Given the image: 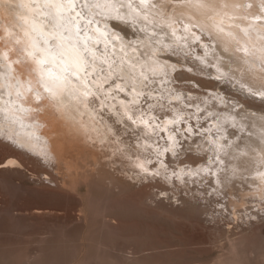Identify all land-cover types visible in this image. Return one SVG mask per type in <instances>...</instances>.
Segmentation results:
<instances>
[{
    "label": "bare ground",
    "instance_id": "obj_1",
    "mask_svg": "<svg viewBox=\"0 0 264 264\" xmlns=\"http://www.w3.org/2000/svg\"><path fill=\"white\" fill-rule=\"evenodd\" d=\"M24 2L29 7L25 9L28 23L24 24L23 21H21L23 31H27L32 35V28L35 26L38 30L48 32L50 30L51 21L48 16L49 9L44 7L45 0H24ZM89 2H95V0H76L75 11H81L82 5ZM100 2H103V0H100ZM154 2L157 4V8L153 9L149 14L153 16L154 20L160 19L161 14L165 20L171 18L170 22H173V27L176 28V35L183 36L184 34L187 37V39L181 41V44H186L189 50L191 47L197 46V44H190V41L196 37L199 38L200 31L198 34V30H201L209 37V43H207L208 40H204L202 36L198 41V43H203L207 51L204 61L207 62L208 68L204 67L202 70L201 66V68L197 70L196 66L199 63L197 62V64L195 61L193 62V66L196 72L204 73L206 71L208 74H214L212 69H215V75L223 79L221 81L225 83H222L224 85V90L229 88L230 91L231 89L229 86H232L235 89L244 88L247 91L264 94V31L261 30L262 27H264V23L255 22L257 21V17L264 21V16L261 14L262 9H264V0H214L215 10L212 13L193 16L191 20L184 14L186 10L177 6L175 3H168L167 0H164V2H161V0H154ZM96 11H99V9ZM72 15H75V12H73ZM96 19L101 18L97 17ZM120 23L122 22H116L114 20L109 21L110 26L121 31L125 39H135L137 35L143 38V34L130 31L131 29L124 28L123 23ZM184 24L188 25L189 30L187 32H184ZM82 25L83 21L81 22V27ZM96 26L99 27V25ZM91 27L90 25V28ZM193 27L198 28L196 30L197 32ZM178 28H180L181 31H177ZM221 29L223 31H221ZM153 30L160 34H166L165 43L172 42L170 28L165 27ZM12 31L14 34L18 32L19 36H23V31L19 29H13ZM0 36H3L2 32H0ZM233 37L235 39H233ZM15 40L16 35L6 36L0 39V139L11 141L13 144H18L19 148L31 151V153H29L31 156H33L32 154L34 153L39 155L42 157L41 159L43 162L50 167L57 164H54V154L50 149L47 138L38 134L40 129L44 131L50 126L54 127L56 134L51 133V135H54L55 139H57L54 145L60 150L67 148L66 143L69 145L70 142H80L79 136L89 139L92 143L94 142L92 146L83 145V149H89L90 151H88V153L98 160L102 168V171H100L102 175L98 174V178L96 179L91 176L88 177L89 174L87 177L84 176L82 182L75 179L71 180L70 183L64 182L74 191H76V187L82 183L89 187L94 180L98 181L97 183H100L102 186L105 185L109 192L110 189L114 187H116L114 189H128L132 187L135 182H140L141 179L147 180V183L149 180L151 181V179H154L156 183L159 181V186L162 184L161 187H164V189H162L164 191L168 189L166 188L168 184V186L171 185L169 191L173 194H176V192H183L186 197L187 195H194V201H190L189 197V199L180 197L177 198V200H180L183 205H185V208L198 214L201 212L204 213V211H206L205 206H207L202 205L204 208L201 206V197L207 202L212 198L214 200V198L222 196V198H227L228 206L232 205L234 207L248 202L245 201L247 197L251 198L249 201L252 202L254 200L257 201L255 197L264 200V182H261L257 176V173L264 172V107L244 105L234 100V108L241 104V107L236 110L233 109V106H228V101L221 102V100L217 98L220 100L219 104L226 105L230 108V112H227L226 108L225 112L223 110L224 115H226L222 117V119L226 121L227 127L224 130V128L219 125L220 123L212 118L211 121L212 124L215 125L216 131L212 130L210 132V127L207 128L206 131L196 134L191 124L189 126L186 124L183 125L187 117L183 114H190L191 119L198 120L202 116V113L198 114L201 106L197 108L193 107V110L197 111L195 114H192L189 110L187 111L188 113L177 112L180 107H187L189 105L186 101L188 95H184L183 92L179 93L177 90L171 91L169 89V84L166 85V82L160 81L158 82L160 88L155 87L157 89L154 90L155 96L152 94L153 88L152 90L148 88V90H151V92L149 91L151 96L148 94L143 95L145 102L144 107L142 103H140L142 96L137 97L139 100L138 104H131L130 101L132 96L129 95L131 89H126L124 93H110L109 99L104 101L103 106L100 103V100L104 99L103 94L100 95L99 99L92 98V105L89 108L90 115H85L83 117H78V114L56 104L55 106L57 109H53L52 112L45 111V113L43 112L44 114L42 113L43 115L39 114V112L31 113L30 106L22 102V100L25 101V96L28 95L25 93V89L30 87V85L26 82V73L24 72L22 76L20 75V70L22 65L26 62H31V66L36 69V73L39 75L41 66L36 65L34 61H32V58H26L24 49L28 47V38L24 37V42L22 44H16ZM237 41H239V43H237ZM97 48H102V45H97ZM238 48H247L248 53L237 51ZM184 49L185 48L181 47V51L179 52L177 49L171 48L167 52L162 51L158 54V61L162 62L164 65L165 74L163 77H166L165 80H171V76L169 75L174 71L175 67L178 68L181 65L185 67L186 65V67L190 66L189 69L193 70L190 63L188 65V63L184 62L188 54L186 52L187 54L185 55L186 50ZM113 50L115 51V49ZM12 53L15 54L12 55ZM5 54L7 58H5ZM166 54L167 56L165 57L164 55ZM168 54L176 56L184 61L175 60ZM197 56V58L203 59L202 55L197 54ZM207 58L209 59L207 60ZM256 58L259 59V62L255 60ZM212 66L214 68L210 69ZM100 75H104V73L101 71ZM94 78L95 76L93 79ZM18 80L19 84L17 83ZM115 82L116 81L113 80L110 83L114 84ZM20 85H23V87H20ZM88 86L91 87L93 91H96L91 80L88 81ZM107 87L108 85H105V90ZM148 90L144 88L143 92ZM222 90L223 89H221L219 94H223L224 91L222 92ZM177 94L180 96V100L173 99ZM113 97H115L116 100H113ZM146 99L150 101L147 102ZM191 101L193 102V100ZM122 103L126 104L128 107H122ZM154 103L155 105H153ZM150 104L153 105L151 109L161 107L168 109L172 115L165 114L164 121H162L163 119H159V123V121H157L158 119H156L152 113L153 110L148 107ZM108 105L112 106L111 111L107 108ZM217 105L218 104H216L215 107ZM52 106L53 104L49 105V107ZM34 108L41 109L43 108V104L35 105ZM145 108L148 110H145ZM214 110L216 111V109ZM125 113H127V115H125ZM174 114L179 116V121L177 120L174 124L168 123L174 119ZM128 116H131L132 120H129ZM25 117L27 119H25ZM36 120L42 121L37 122V124H39L37 125L34 123ZM140 120L148 121V124H142ZM133 121L136 122L133 123ZM184 127H186L187 134H192V138L187 142L188 144L185 143L186 147L180 151L178 149L180 145L177 142L181 137L176 135V130L179 128L180 135L186 136L185 130L183 131ZM61 128L66 129L68 134H63ZM221 129H223V132L217 133L216 136L212 133H216ZM73 130L75 132H73ZM164 131L167 135L166 139L168 140L164 137ZM177 136L179 139H177ZM169 137H172L171 141ZM187 151L191 153V157L185 156L181 159V156L183 154L185 155ZM62 153L60 152V155H62ZM199 153L206 155V162L204 164L198 167L183 165L184 161L182 160L185 159L186 162H190L195 158L194 156H197ZM33 157L38 158L37 156ZM58 159L54 156L55 162L58 161ZM116 160L120 162L117 168L115 167L117 172L123 174L125 173V169L130 168L135 172L134 175H129V178H124V175L119 177L114 176L107 166L108 164H113ZM138 163H143L152 173H159L158 180L154 178L155 175H147L141 172L140 169L136 167ZM20 165L16 157L9 156L4 159L1 167L11 169ZM65 165L67 168L68 164L66 163ZM173 179H178V182L180 181L181 183L179 188L183 187L184 189L178 190V185L174 184ZM94 184H96V182ZM191 184L194 186L190 187ZM196 184L203 186L204 189L201 188V190H199ZM114 189H111V192L114 191ZM208 193H210L209 198L207 197ZM163 194H165V192ZM87 201L88 210L93 212L92 214L96 213L97 217L98 215L102 216L103 212L106 211L104 210V206L107 209V205H105L107 200L104 204V200L102 201L100 199L98 201L90 195L87 197ZM216 203H218V201ZM108 208H110L109 204ZM97 217L94 219L100 218ZM113 234H115V232ZM108 250L109 248L107 249L105 244L102 245V242L99 243L97 240L95 243H89L87 254L76 262H78L77 264H110L107 256ZM248 254L250 255V253ZM224 257L225 259L220 260L218 264H246L250 261V258H248L240 242H231L228 255ZM46 263H49V261ZM23 264L41 263L33 257L25 260ZM50 264L53 263L50 262Z\"/></svg>",
    "mask_w": 264,
    "mask_h": 264
},
{
    "label": "rangeland",
    "instance_id": "obj_2",
    "mask_svg": "<svg viewBox=\"0 0 264 264\" xmlns=\"http://www.w3.org/2000/svg\"><path fill=\"white\" fill-rule=\"evenodd\" d=\"M261 14L264 16V9ZM255 22L264 23L262 19H257ZM123 26L132 31L130 25ZM193 28L195 31L198 29ZM179 30L180 28L177 31ZM261 30L264 31V27ZM198 34L199 38L196 37L190 41L191 43L189 42L193 45L197 44L190 50L186 44H181L182 40L187 39L184 34L183 36L177 35L179 42L172 46L179 52L181 47L185 48V55L189 54L184 59L186 61L168 54L175 60H182L188 65L190 63L193 70L186 65L185 67L183 65L175 67L171 74L168 72L171 80H165L166 77L163 76L156 77L153 78L156 80L155 83L145 88L147 90L153 88L152 94L155 96L154 90H157L155 87L160 88L158 82L164 81L166 85H170L171 91L177 90L179 93L183 92L184 95H188L186 101L189 105L180 107L179 113H188L189 110L195 114L197 111L193 110V107L201 106L198 114L202 113V116L198 120L191 119L190 114H183L187 116L186 123L184 122L183 125L191 124L196 134L202 133L210 127V132L216 131V127L211 121L212 118L217 120L225 130L227 123L222 119L226 115L223 110L225 112L227 109L226 111L230 112L229 107L235 104L234 100L244 105L264 107V94H257L244 88L235 89L232 86H229L230 91L229 88L224 90L223 84L225 83L221 81L223 79L215 75L216 70L212 69L213 66L210 69L214 74H208L206 71L204 73L196 72V69H200L201 66L202 70L204 67L208 68L207 62L204 61L207 51L203 43H198V41L202 36L209 43V37L201 30H198ZM16 38L18 37L16 36ZM197 54L202 55L203 59L197 58ZM164 56L166 57L167 54ZM255 60L259 62L258 58ZM195 61L199 64L197 63L194 70L193 62ZM23 73L21 68L20 75L23 76ZM221 89L225 93L219 94ZM151 90L144 91V93L147 94ZM190 96H193L194 99ZM217 98L221 102L228 101V106H230L219 104L220 100ZM113 100L116 98L114 97ZM146 101L150 100L146 99ZM22 102L30 106L31 113L39 112L43 115L45 111L52 112L53 109H57L55 104L49 107L48 102H44L43 108L34 111L36 104L23 100ZM140 103L144 107L143 95ZM216 104L218 105L215 107ZM239 105L236 108L233 106V109H239L241 104ZM146 108L145 110H148ZM151 110L159 123L162 119L164 121L165 114L172 115L168 109L161 107ZM26 117L25 119H27ZM40 121L42 120H36L34 123L37 124ZM185 128L183 131L185 130L186 136L180 135L179 128L176 130V135L181 137L177 142L180 145L178 147L180 151L192 138V134H187ZM54 130V127L50 126L44 131L40 129L38 132L39 135L47 138L53 156L57 159L59 157L58 161L54 160V164L57 165L52 166L53 168L47 166L39 155L32 154L38 157L34 158L29 154L31 151L21 149L18 144H13L11 141L0 139V264H23L25 260L33 257L41 264H50V262L53 264H77L76 261L87 254L89 243H95L97 240L99 243L102 242V245L105 244L107 249L109 248L107 256L110 264H218L220 260L225 259V255L227 257L231 242H240L250 258L246 264H264V200L255 197L257 201L252 202L249 201L251 198L247 197L245 201L248 202L234 207L228 206L227 198H222V196L214 198V200L212 198L207 202L201 197V206H207H205L204 213L198 214L185 208V205L177 200L182 197L194 201V195L186 197L183 192L173 194L169 191L171 185L168 186L167 183L166 188L168 189L164 191L162 190L164 187H161L162 184L159 186V181L156 183L154 179L149 180L148 183L147 180L141 179L140 182L137 181L132 187L124 190L118 188V191L114 187L111 188L114 191L111 192L110 189L111 193L108 192L105 185L102 186L94 180L89 187L82 183L74 191L67 184L71 180L82 182L84 176L87 177L89 174L88 177L96 179L98 174L102 175L100 172L102 168L98 160L88 153L89 149H83V145L92 146L94 142L79 136L80 142H70L71 145L66 143L67 148L60 150L54 145L57 140L54 135H51V133L56 134ZM61 130L63 134H68L66 129L61 128ZM73 132L75 131L73 130ZM220 132H223V129L212 133L216 136ZM163 134L166 139L165 131ZM179 137L177 136V139ZM60 152L64 153L60 155ZM9 156L16 157L21 165L11 169L1 167L4 159ZM185 156L191 157V153L187 151L185 155L181 156V159ZM194 157L190 162L182 160L184 161L183 165L198 167L206 162L204 154L199 153ZM115 162L107 166L114 176L124 175V178H129L134 175L135 172L130 168L125 169L123 174L117 172L116 168L120 162L119 160ZM66 163L68 164L67 168ZM158 177L155 175L154 178ZM173 180L174 184L178 185V190L184 189L183 187L179 188L181 183L178 182V179ZM95 182L96 184H94ZM192 186L194 185L191 184L190 187ZM196 187L199 190L204 189L198 184ZM90 195L98 201L104 200V204L107 200L105 205H107L108 211L104 206L106 211L102 216L98 215L100 218L96 213L92 214L93 212L88 210L87 197ZM207 195L209 198L210 193ZM217 201L218 203H216ZM108 204L110 208H108ZM95 217L98 219H94ZM114 232L115 234H113ZM73 251H76L75 255ZM48 261L49 263H46Z\"/></svg>",
    "mask_w": 264,
    "mask_h": 264
},
{
    "label": "clouds",
    "instance_id": "obj_3",
    "mask_svg": "<svg viewBox=\"0 0 264 264\" xmlns=\"http://www.w3.org/2000/svg\"><path fill=\"white\" fill-rule=\"evenodd\" d=\"M167 2L184 8L186 10L184 14L189 20L193 16L212 13L215 10L214 0H167ZM28 7L24 0H0V32L3 33L0 39L16 35L18 38L15 43L22 44L24 37H27L28 47L24 49L26 58H32L36 65L41 66L37 75L31 62L22 65L27 77L26 82L30 85L25 89V93L28 94L25 101L36 105H42L44 102H48L49 105L56 104L78 114V117L90 115L92 98L99 99L101 94L104 97L100 100L103 106L110 93H124L126 89H131L130 103L138 104L137 97L145 94L143 89L155 83L153 78L165 74L163 63L157 59L158 54L162 51L167 52L173 44L179 42L176 28L173 27V22H170L171 18L165 20L161 14L160 19L154 20L149 14L157 8L154 0H103V2L95 0L83 4L81 11H75V7L67 11L71 5L66 4L63 15H57L51 6L44 5L49 9L50 30L44 32L33 26L32 35L23 31L21 24V21L24 24L28 23L25 13ZM97 9L99 11H96ZM73 12L75 15H72ZM97 17L101 19H96ZM112 20L130 25L132 31L142 33L143 38L137 35L135 39H125L121 31L110 26L109 21ZM165 27L171 29V43H165L166 34L153 30ZM183 27L185 32L189 30L187 24ZM13 29L23 31V36H19L18 32L14 34ZM97 45H102V48L98 49ZM64 50H72L78 55V66L66 62L62 54ZM237 51L248 53L247 48H238ZM29 53L33 55L30 56ZM38 60L44 63L38 64ZM101 71L104 75H100ZM89 80L96 91L88 86ZM113 80L116 82L110 83ZM17 83L19 84V80ZM105 85H108L106 90ZM147 94L151 96L150 92ZM173 99L180 100V96L177 94ZM121 106L128 107L123 103ZM148 107L151 109L153 105L150 104ZM108 108L111 111L112 106L108 105ZM178 119L179 116L174 114L171 121L174 124ZM257 176L264 182V172L257 173Z\"/></svg>",
    "mask_w": 264,
    "mask_h": 264
},
{
    "label": "snow or ice",
    "instance_id": "obj_4",
    "mask_svg": "<svg viewBox=\"0 0 264 264\" xmlns=\"http://www.w3.org/2000/svg\"><path fill=\"white\" fill-rule=\"evenodd\" d=\"M71 5L70 9H67V11H71L75 7V0H45V5L46 6H51L57 15H63L66 9L64 8V5ZM259 19V17H257ZM47 42V41H46ZM66 59V62L72 63L73 65H79V57L78 55L72 51V50H64L62 53ZM29 55H33L32 53H29ZM38 64H43L44 61L38 60ZM86 96L87 93H84ZM127 115V113H125ZM129 120H132L131 116H128ZM136 121H133L135 123ZM140 123L147 125L148 121L145 120H140ZM168 123H173L172 121H169ZM169 140H172V137H169ZM167 151V149H166ZM136 167L140 169L141 172L147 174V175H158L159 173H152L150 169L146 168L143 163H138L136 164ZM175 175V174H174Z\"/></svg>",
    "mask_w": 264,
    "mask_h": 264
}]
</instances>
